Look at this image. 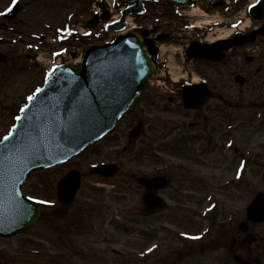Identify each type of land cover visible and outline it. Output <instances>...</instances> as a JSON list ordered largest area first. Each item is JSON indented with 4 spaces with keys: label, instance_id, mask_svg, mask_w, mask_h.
<instances>
[{
    "label": "rangeland",
    "instance_id": "1",
    "mask_svg": "<svg viewBox=\"0 0 264 264\" xmlns=\"http://www.w3.org/2000/svg\"><path fill=\"white\" fill-rule=\"evenodd\" d=\"M12 1L0 0V12L4 11ZM21 1L25 2V10L10 22L11 30H0V50L7 52L9 57L7 63L0 64V137L9 130L12 123L11 116L23 102L24 95L30 94L43 81L42 72L44 66L48 64L46 60L44 61L46 55L50 56L49 54L57 49L63 48L65 56L61 57L62 60L69 59V50L84 52L90 45L111 41L116 35L104 30V23L118 14L119 6L115 4V1L113 10L108 4L111 0L108 2L102 0L100 8L96 0L94 2L93 0ZM167 9L168 6L165 4L156 3L149 6L148 18L141 20L130 17L129 21L136 25L146 24L144 27H152V29L155 25L157 27L167 23L170 25L169 19L165 16ZM64 22L67 23L63 25ZM190 23L196 24V21L183 20V23L176 26L183 27L184 24L190 25ZM178 27L173 35L180 39L179 35L183 30ZM65 28L75 29L79 35L78 38L57 43L55 38L58 31ZM32 34L44 36L40 42L35 38H29ZM181 43L175 38L165 42L164 47H168L169 44L171 46L168 50H162V64L158 65L159 59L156 62V66L159 67L157 75L164 73L166 79H169L167 71L171 62L168 61L167 55L170 49L176 51L175 48L178 49L174 62L182 65L181 73L187 71V75H191V72H199V66L192 64L186 57L184 62H181L178 53L183 49ZM34 46H37L35 50ZM40 55L44 56L43 60L39 58ZM29 64L30 66L27 67ZM158 79L161 81L163 77H153L155 84L152 86L156 88L155 91L162 92L165 87L161 83L156 87ZM166 85L169 86L168 82ZM165 92L166 96L169 92ZM137 107V105L134 106L119 122L114 134L88 147L63 166L45 172H36L29 177L24 185V193L27 196L53 201V203L44 204L45 207L42 208L38 221L25 234L0 238V264H236L230 252V234L234 233V229L237 230L236 223L242 219L241 209L245 210L248 200L255 193L244 192L236 198V202L232 201L233 207H228L226 199L224 201L226 205L219 204L215 209L217 212L209 218L213 222L212 230L205 238L201 236V233L199 235L201 241L181 236L185 233L180 231L189 230L186 235H196L200 225L196 221L195 214L201 204H206L205 185H201L198 189L195 187L194 194L185 191L186 189L178 192L174 190L160 192L159 194L166 201L165 208L155 215H146L143 212L140 193L134 179L138 175L154 174L152 163L159 161L151 158L153 142L148 139L144 143L140 142V137L126 143L125 135L128 129L137 123V120L157 124L158 118L146 107L143 110ZM138 110L143 113H139ZM164 115L170 116L171 119L167 121L171 123V126L181 124L183 127L182 134L175 135L171 140L174 144L173 151L198 161L200 164L191 168L196 170L197 175L213 172L219 180L224 173L223 171L219 173V170L211 163L217 162L218 165L230 155L221 151L220 156L212 161L211 159L215 158L214 151L211 155L203 153L201 149L204 141L197 139L200 138L199 131L186 126L191 121L188 115L171 109H168ZM247 138L243 136L239 141L241 144L247 142V146L254 148L252 156L255 161H253V168H255L257 167L255 163L263 162L261 155L256 151L259 148L257 146L260 145L258 143H263L264 136H251L250 141H247ZM140 146L142 150L138 155L136 151ZM189 147L190 150H188ZM210 149L212 150V147ZM166 159V157L163 158V160ZM98 161L114 163L119 168L118 173L105 179L89 173L90 165ZM140 162L142 164H139ZM70 168L81 170L83 180L70 209L62 210L57 203L54 187L60 175ZM176 187L179 188V186ZM229 211L234 213L233 222L227 221L226 214ZM71 221L77 224L76 237L73 233L70 236L76 239L77 243L74 256L69 246L65 249L59 247L56 236L59 234L56 230L57 226L66 224L70 227ZM206 222L209 221L206 220ZM250 227L253 230L251 229L248 234L252 231L264 234V223ZM262 244L260 240L254 242V255H261L264 252ZM34 248L44 249L41 252L45 255H37L38 252L33 254L28 250ZM150 248L151 252L148 251ZM241 250L245 253L246 245H241Z\"/></svg>",
    "mask_w": 264,
    "mask_h": 264
},
{
    "label": "flooded vegetation",
    "instance_id": "2",
    "mask_svg": "<svg viewBox=\"0 0 264 264\" xmlns=\"http://www.w3.org/2000/svg\"><path fill=\"white\" fill-rule=\"evenodd\" d=\"M262 1L264 0H214L217 4L214 8L211 1L204 0L201 2L200 0L197 2L199 10L201 11V4L205 6L208 11L207 15L214 18L215 22L203 29L194 28L195 24H190V26L184 24L183 27L176 26L183 23V20L193 21L195 18L183 17L186 14L182 13L183 7L167 3L170 9L165 11V16L169 19L168 22L171 26L168 23L159 27L155 25L153 30L149 32L150 37L166 33L169 39L175 38V40L182 42L183 48H186L193 41L201 46L216 44V47H222L217 52L215 60L189 59L192 64L199 66L198 73L191 72V75H186L182 79L169 77L170 80L166 79V76L153 75V77H163L161 81L156 80V87L160 86L161 83L166 90L163 89L162 92L155 91L156 88L152 86L155 81H149L132 104L131 109L136 105L137 108L142 110L146 107L158 118V123L153 124L150 122L148 124V122L143 123L142 120H137V123H141L138 133L131 134L134 123L125 135L126 143L140 137V142L144 143L147 139L153 142L154 148L150 151L151 158L159 161L152 163L154 174L135 177L134 182L140 194L143 191V186L137 183L136 179L138 177H165L168 180V187L160 190L159 193L168 190L178 192L186 189L185 191L194 194L195 187L198 189L201 185H205L207 194L204 201L206 204H201L197 209L200 226L201 217H208L209 219L217 212L215 209L219 204H225V199L228 201V207H233V202H236V198L243 195L244 192L255 194L248 200L245 210L241 209V223L246 221L247 207L257 194H260L262 203H264V139L262 140L263 143H258L260 145L257 146L259 148L256 151L257 154L261 155L263 162L255 163L257 166L255 168H253L254 159L252 156L254 148L247 146V142L241 144L239 141L243 136L248 137L247 141H250L251 136H264V14L262 15L264 6L262 7V4L258 5ZM252 6V13L250 14L249 9ZM260 7H262L261 10ZM213 11H216L217 14H214ZM176 27L183 30L179 35L180 39L173 35L174 30L177 29ZM227 30H230V33L225 36ZM227 45L229 46L226 47ZM5 53L8 56V53ZM212 55L210 53V56ZM166 82L169 86L166 85ZM197 82L207 83L210 90L213 91V96L200 107L186 108L180 101L181 89L186 84ZM165 91L169 92L166 96L164 95ZM168 109L180 114L184 113L191 118L186 126L199 131L200 138L197 139L204 141L201 149L203 153L211 155L214 151L215 158L211 159L212 161L220 156L221 151L230 155L218 165L217 162L211 163L215 165L219 173H222V171L224 173L219 180L213 172L206 175H197L196 170L191 168L200 163L189 156H183L178 151H173L174 144L171 140L175 135L182 134L183 127L181 124L171 126V123L167 121L171 119L170 116L164 115ZM138 112L143 113L141 110H138ZM138 118L140 119V117ZM116 131L107 135L106 138ZM193 133L195 134V131ZM210 147H212V150ZM141 150L142 146L136 151L138 155L141 154ZM188 150H190V147ZM191 153H193L192 150ZM165 157L167 159L163 160ZM99 162L111 163L109 161ZM139 164H142V162ZM105 178L109 177H103V179ZM173 184L174 187H172ZM176 186H179V188ZM216 196L218 197L216 198ZM209 205L213 206L211 210H207ZM226 218L228 222H233L234 213L227 212ZM238 223H236L237 230L234 229V233L230 234L229 239L232 256L236 263L264 264V258H261V256H264V252L261 255L253 254L255 241L260 240L264 247L263 232L260 234L252 231L251 234H248L251 229L253 230L250 226L258 225V223H249L246 231L240 230ZM261 223H264V220ZM209 224L212 226L213 222L210 220ZM74 226V223H71L70 227L61 224L56 228L59 232L56 236L61 247L65 249L69 246L71 254L76 249V241L70 237L72 233L76 236ZM241 245H246L247 251L245 253L241 250Z\"/></svg>",
    "mask_w": 264,
    "mask_h": 264
},
{
    "label": "water",
    "instance_id": "3",
    "mask_svg": "<svg viewBox=\"0 0 264 264\" xmlns=\"http://www.w3.org/2000/svg\"><path fill=\"white\" fill-rule=\"evenodd\" d=\"M145 1L152 0H119L121 4L129 5L122 11L120 21L109 25L108 30L112 32L124 30L126 28L124 16L132 13L142 14ZM169 1L187 7L192 6L194 2V0ZM20 8V4L12 6L11 11L4 14V18L11 19ZM145 42L150 57L135 33L129 31L118 35L111 43L94 45L87 49L80 67L60 65L49 82H44L41 87L43 92L30 103L25 113H21L23 119L16 121L15 124L24 125L29 120L40 124L44 128L47 147L42 146L38 152L27 158L13 156L6 161L0 158V236H10L26 230L34 224L39 215V204L25 198L20 190L31 172L69 160L115 127L119 117L139 94L144 82L154 70L152 59L156 57L157 48L153 41L145 39ZM221 48L216 47V44L199 46L193 42L186 50V55L190 58L214 59ZM210 53L213 55L210 56ZM0 61H5L2 54ZM104 88L107 91L98 99V94ZM200 89L202 90V87L197 84L183 88L182 98L186 106L198 107L208 99V96L200 93ZM77 90H80L79 97L75 96ZM80 97L91 103L98 115L80 128L76 138L72 140L50 138L47 121L52 117H58L61 122L65 121L68 116L65 105L70 98L75 103ZM105 99L107 102L102 105L101 101ZM53 127L56 125L53 124ZM138 130L139 127L135 129L134 134ZM109 167L97 166L94 170L100 174H111L115 169L111 171ZM80 179L81 174L73 170L59 180L56 187L58 200L64 207L71 203ZM138 181L144 187L142 194L144 211L152 213L159 210L163 203L156 193L158 189L166 186L167 181L158 177L141 178ZM262 211V199L258 195L248 208V216L254 221L259 220L262 218Z\"/></svg>",
    "mask_w": 264,
    "mask_h": 264
},
{
    "label": "snow or ice",
    "instance_id": "4",
    "mask_svg": "<svg viewBox=\"0 0 264 264\" xmlns=\"http://www.w3.org/2000/svg\"><path fill=\"white\" fill-rule=\"evenodd\" d=\"M15 3L16 0H13V5ZM7 10L11 11V8ZM58 67L59 66H54L48 70L45 77V83L49 82ZM105 91H107L106 88L101 90L98 94V99ZM41 92H43V89L37 88L33 94L27 97V101L29 103L24 104L19 111L21 113H25L29 109L30 103L35 101L38 94ZM79 93L80 90H77L75 96L79 97ZM106 102L107 101L105 99L104 101H101V104L105 105ZM65 111L68 113L65 121L61 122L58 117H52L47 121L50 138L72 140L76 138V133L80 128L87 125L98 115L97 110L91 103L87 102L84 97H80L75 103H73V100L70 98L65 105ZM22 119L23 118L20 115L15 117L16 121H21ZM53 124H55L56 127H53ZM45 139L44 128L40 124L32 122L31 120L24 125H17L14 123L7 131V134L0 139V158L5 161L13 156L27 158L38 152L42 146L47 147ZM28 200H35L40 204L53 203V201L39 199L35 196H29ZM192 238L199 239V237ZM148 251L151 252L152 249L150 248Z\"/></svg>",
    "mask_w": 264,
    "mask_h": 264
},
{
    "label": "bare ground",
    "instance_id": "5",
    "mask_svg": "<svg viewBox=\"0 0 264 264\" xmlns=\"http://www.w3.org/2000/svg\"><path fill=\"white\" fill-rule=\"evenodd\" d=\"M192 12H195V10H193ZM201 21H203V22H201V23H206V24H207V23H212L213 20L210 19V18H207V19H202ZM196 23H198V22H196ZM229 33H230V30H227V31H225V34H224V35L226 36V35H228Z\"/></svg>",
    "mask_w": 264,
    "mask_h": 264
}]
</instances>
